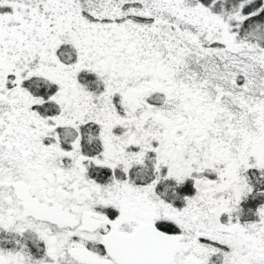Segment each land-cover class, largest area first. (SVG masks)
Listing matches in <instances>:
<instances>
[{
  "label": "snow or ice",
  "instance_id": "6c2138e0",
  "mask_svg": "<svg viewBox=\"0 0 264 264\" xmlns=\"http://www.w3.org/2000/svg\"><path fill=\"white\" fill-rule=\"evenodd\" d=\"M0 264H264V0H0Z\"/></svg>",
  "mask_w": 264,
  "mask_h": 264
}]
</instances>
